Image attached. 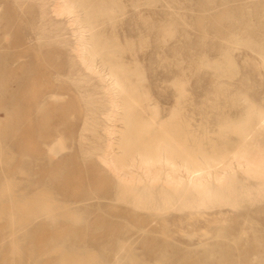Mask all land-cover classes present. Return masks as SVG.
Segmentation results:
<instances>
[{"label":"bare ground","instance_id":"obj_1","mask_svg":"<svg viewBox=\"0 0 264 264\" xmlns=\"http://www.w3.org/2000/svg\"><path fill=\"white\" fill-rule=\"evenodd\" d=\"M36 5L35 29L41 41L55 32L70 33L61 77L80 94L85 110L84 127L74 140L77 152L83 159L95 155V166H107L118 193L143 191L136 201L149 209H163L184 198L185 206H236L250 192L238 184L237 170L255 176L264 191V84L255 86L262 89L255 99L228 83L239 74L237 56L242 51L257 55L264 72V0H40ZM50 11L64 21L50 19ZM130 11L124 23L122 15ZM124 24L137 31V38ZM198 25L199 36L192 30ZM209 32L218 40L208 43ZM153 42L162 55L158 65L174 74L176 107L166 119L139 57ZM194 77L210 85L208 97L198 101L194 111L206 118L213 114L212 121L219 125L214 136L202 140L189 137L196 131L184 127L189 119L177 109L192 104L187 84ZM5 88L1 81V94ZM14 94L4 103H14ZM57 96L46 93L36 102L39 138L50 131L47 122ZM14 139L11 120H0V162L13 159ZM46 146L47 183H56V196H64L47 189L18 193L12 183L0 180V264H39V252L54 257L43 264H105L94 249L79 245L89 226L81 231L85 218L66 198L73 193L64 177L66 164L54 160L66 148L65 140L59 135ZM18 164L29 173L39 167L37 158ZM36 219L50 227L59 225L40 243ZM205 251V259L210 258L211 251ZM181 252L162 250L159 260L146 262L123 241L114 264H173L171 255Z\"/></svg>","mask_w":264,"mask_h":264},{"label":"rangeland","instance_id":"obj_2","mask_svg":"<svg viewBox=\"0 0 264 264\" xmlns=\"http://www.w3.org/2000/svg\"><path fill=\"white\" fill-rule=\"evenodd\" d=\"M38 2L40 0H0V83L3 81L6 85L5 91L0 93V120L10 119L15 134L14 156L11 161L0 162V180L12 183L18 193L30 195L33 191L47 189L56 196L57 184L47 183L48 168L44 161L46 142L54 141L61 135L66 148L54 160L66 164L64 177L73 190L66 198L85 218L81 231L89 226L88 232L81 234L83 242L79 245L94 249L105 264L116 263V253L123 241L127 242L137 258L142 257L146 262L159 260L162 250L170 253L179 248L182 250L180 254L171 255L173 264H264V191L260 192L255 176L236 171L238 184L250 191L236 206L229 203L207 207L191 203L185 206L184 198L163 209H149L136 201L143 191L131 190L121 195L112 187L114 174L107 166H95V155L83 159L78 154L74 140L84 127L85 110L81 108L80 94L65 85L67 78L65 81V77H61L70 52V33L55 32L48 41H41L35 29ZM131 12L122 15L124 23L130 20ZM49 18L56 22L64 21L52 11ZM124 28L132 38H137L135 29L127 24ZM200 29L202 26L198 25L192 30L199 36ZM207 34L205 39L208 43L218 40L213 33ZM139 57L145 68L149 90L161 117L166 119L176 107L174 74L158 65L162 55H157L154 42L148 50L140 51ZM237 58L239 74L229 79L228 83L257 99L262 89L255 86L264 84L259 58L248 51H242ZM206 81H197L195 77L191 79L187 88L192 104L177 108L181 116L189 119L184 127L196 131V135L189 137L201 140L205 136H214L213 131L219 128L212 121L213 114L206 118L194 111L196 103L205 98L210 89ZM46 93L58 95L59 101L52 105L53 116L47 122L50 131L39 138L38 123L41 119L36 102ZM9 94H14L15 101L8 105L4 102ZM204 145L210 146L209 143ZM34 158H37L39 167L30 173L19 169L20 160ZM29 175L34 178L32 182L27 181ZM33 225L40 227L36 234L38 243L59 226L43 225L41 219H36ZM206 249L211 251V257L207 259L204 255ZM39 254L43 256L39 264L54 258L42 252ZM162 264L172 263L167 260Z\"/></svg>","mask_w":264,"mask_h":264}]
</instances>
